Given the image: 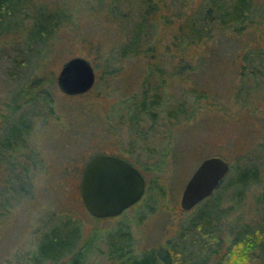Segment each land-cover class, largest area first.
Returning a JSON list of instances; mask_svg holds the SVG:
<instances>
[{"label": "rangeland", "instance_id": "obj_1", "mask_svg": "<svg viewBox=\"0 0 264 264\" xmlns=\"http://www.w3.org/2000/svg\"><path fill=\"white\" fill-rule=\"evenodd\" d=\"M43 1L56 3L58 15L64 10L72 16V21L55 31L44 51L37 54L33 49L28 53L23 45L27 28L33 26L25 20L16 28L23 39L0 37V114H7L6 108L11 106L7 123L21 114L32 123L27 147L12 159L10 170L9 157L0 153V189L8 173L17 176L19 170L28 169L16 184L27 190L17 191L9 200L12 205L7 202L11 205L7 210L2 206L6 200L0 196V264H33L31 257L42 228L64 218L82 229L86 244L83 264H108V236L113 233L118 237L125 229L130 232L135 254L171 249L174 254L165 257L170 264H217L221 258L226 259L224 264H264L259 250H229V242L238 231L262 220L258 200L264 192V178L261 183L237 190L243 196L241 202L222 205L229 215L216 234L213 225L208 230L191 225L196 206L187 212L180 208L183 187L203 159L221 158L233 172L252 165L264 177V78L243 82L246 64L241 61L247 51L257 52L249 65L257 61L252 67L256 71L264 55V0H255V23L247 24L240 34L216 33L211 40L188 49L183 56L192 70L179 77H170L178 61L172 56L173 50L168 52L164 47L167 30L162 32L160 22L152 43L153 54L142 51L144 54L122 59L119 50L128 23L111 16L114 0ZM151 1L156 4L158 21L174 10L173 6L169 8L172 0ZM180 1L181 12L188 13L196 0ZM148 56H153L150 64ZM75 57L89 61L95 82L87 93L67 96L59 90L56 78L62 65ZM160 64L166 68L164 88L169 103L181 101L193 88L203 96L197 102L194 119L169 124L161 117L158 131L163 134L148 142H136L130 150L135 134L129 125L127 106L140 95L147 69ZM154 77L152 81L157 83ZM242 83L248 88L256 84L260 87L242 97ZM147 127L149 123L144 122L139 129L147 131ZM146 147L159 155L157 160L162 157L160 172L155 171L156 163L151 164L150 171H143L145 157L138 153H147ZM98 154L123 158L145 179L141 199L115 218H93L80 197L83 167ZM56 264H69V260Z\"/></svg>", "mask_w": 264, "mask_h": 264}, {"label": "trees", "instance_id": "obj_2", "mask_svg": "<svg viewBox=\"0 0 264 264\" xmlns=\"http://www.w3.org/2000/svg\"><path fill=\"white\" fill-rule=\"evenodd\" d=\"M122 1L121 4L118 3L119 0H114L112 3L113 9L111 10V16L113 15L114 19L119 18L124 21V24L128 23V25L126 24L128 27L124 42L119 50V57L122 59L128 58V56H135L142 51L150 55L153 54L152 43L156 37L158 22H160L162 32L167 30L163 35V41L166 37L168 38L167 43H164V47L168 52L173 50L172 56H175L178 61L176 72L170 74V77H179L184 71L192 70L188 66V59L183 56L192 46L198 45L203 40H211L216 33L233 31L240 34L249 24L255 23L252 21V16L255 13V0H196L189 8L188 13L181 12L182 1L172 0V5H169V8L173 6L174 10L169 17L163 14L162 21H158L155 17L156 4L153 1ZM122 5L123 7H121ZM54 6L56 7L57 4H49L43 0H0V37L13 36L23 39L18 35L17 25L22 20L31 22L33 26L27 28L28 36L23 39V45L27 46L28 53L36 49L37 54H39V51L46 49L55 31L63 24L72 21V16L63 13L64 10L61 15H58ZM163 8L166 10L164 2ZM133 11L135 14H133ZM257 54L254 51L253 53L247 51L241 58L243 65L246 64L243 67L246 68L245 73H242L243 82L249 79L257 81L258 78H264V55L260 56L256 71L252 67L254 65L256 67L257 61L249 66ZM147 58L148 64H150L153 56ZM153 68L146 71V78L140 95L127 106L130 114L129 125L130 128L134 129L135 134L130 142V150L136 142H148L153 136L162 133L158 131L161 117L166 118L169 124L194 119L197 102L203 96L202 93H198L196 88H193L189 95L186 94L181 101L169 103L164 88L166 68L162 67L161 64ZM153 77L156 78L157 83L152 81ZM186 77H188V74H186ZM254 86L256 87L248 88L249 85L242 83L240 87V92L244 93L242 97L248 96L254 88L260 87L257 84ZM165 106L167 107L163 109L162 107ZM10 111L11 106L7 107L5 111L8 116L7 114H0V153L5 155L4 157H9V170L10 164L14 163L12 159L21 154L27 147V141L32 133L31 119L23 114L16 120L7 123ZM144 122L149 123V127L146 129L147 131H140L139 126L143 125ZM164 135L167 136L169 133L164 131ZM135 136L139 138L136 139ZM146 150H148L147 153H138V156L144 155L145 157L142 161L143 165H141L143 171H150L151 164L156 163L157 168L155 171L160 172L162 165L160 166L158 163L161 162L162 157L157 160L158 154L154 153L151 148L146 147ZM19 172L20 174L17 176L8 173L2 180L3 186L0 189V196L6 200L2 204L5 210L12 205V198L16 197L17 191L27 190L24 189V185H20L21 188L16 184L20 181L21 174L28 173V169L25 168L19 170ZM263 178L257 168L252 165L234 172L230 167V171L221 182L220 187L211 196L196 205L197 212L194 213L190 221L191 225L201 228V230H208L209 226L213 225L215 230H212L216 234L215 232H217V229L219 230L223 219L229 215V211L224 210L222 205L225 202H241L243 196L237 190L250 184L261 183ZM228 195L229 201L226 200ZM10 199L11 201H9ZM7 202H10L11 205ZM258 204H261L258 210L262 220L255 226L249 225L238 231L229 242V250L232 247H241L240 251L242 249L244 251L259 250L264 256V192L259 197ZM198 208H201V211ZM81 230L79 224L65 218L55 225L42 228L35 252L31 257L32 263L56 264L63 259H68L69 264H83V251L86 244L82 239ZM124 231L118 237L113 233L108 236L105 251L108 264H170V261H166L165 257L172 253L171 249L150 250L137 255L132 248L130 232L126 229ZM219 261H217V264H224L226 259L221 258Z\"/></svg>", "mask_w": 264, "mask_h": 264}, {"label": "water", "instance_id": "obj_3", "mask_svg": "<svg viewBox=\"0 0 264 264\" xmlns=\"http://www.w3.org/2000/svg\"><path fill=\"white\" fill-rule=\"evenodd\" d=\"M95 82L94 70L84 58L66 61L56 78L59 90L67 96L83 95ZM230 171L218 157L202 160L186 181L180 208L187 212L211 196ZM145 191V179L129 162L115 155L98 154L84 165L79 193L86 211L96 219L115 218L135 205Z\"/></svg>", "mask_w": 264, "mask_h": 264}, {"label": "flooded vegetation", "instance_id": "obj_4", "mask_svg": "<svg viewBox=\"0 0 264 264\" xmlns=\"http://www.w3.org/2000/svg\"><path fill=\"white\" fill-rule=\"evenodd\" d=\"M117 157H118V156H117ZM120 158H121V157H120ZM122 159H123V158H122ZM219 187H220V186H219ZM219 187H218V188H219ZM251 226H252V225H251ZM241 230H243V228H242Z\"/></svg>", "mask_w": 264, "mask_h": 264}]
</instances>
